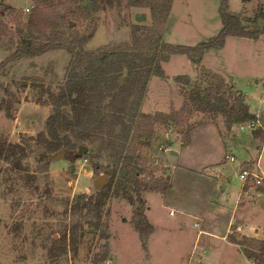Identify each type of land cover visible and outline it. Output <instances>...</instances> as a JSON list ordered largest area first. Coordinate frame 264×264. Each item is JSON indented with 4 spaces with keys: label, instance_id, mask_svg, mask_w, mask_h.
I'll list each match as a JSON object with an SVG mask.
<instances>
[{
    "label": "rangeland",
    "instance_id": "1",
    "mask_svg": "<svg viewBox=\"0 0 264 264\" xmlns=\"http://www.w3.org/2000/svg\"><path fill=\"white\" fill-rule=\"evenodd\" d=\"M0 1L13 7L23 22L34 7L32 0ZM79 4L85 9V17L77 20L73 16L76 22L72 24L88 37L83 46L87 51L111 41L130 42L131 24H151L149 6H129L120 0L105 10L93 11L89 0H80ZM227 4L228 12L236 15L247 29L263 26L264 0H227ZM171 6L170 29L163 36L169 43L178 36L187 41L198 38L194 45L209 40L221 28L219 0H172ZM24 8L29 12L23 13ZM4 21L7 23V19ZM22 37L15 34L0 39V61L16 48ZM71 57L64 49H54L39 56L22 57L0 72V82L10 90L8 97L13 101V118H7L0 108V139L20 142L25 148L23 156L0 159V264H188L193 251L194 255L201 252L206 258L200 264H257L222 236L228 221L235 223L241 217L239 210L233 209L241 184L238 174L243 169L253 170L252 164L264 141V102L261 101L264 100V38L255 41L231 37L222 48L211 49L205 55L207 77H199L201 88L206 89L216 83L213 76H217L223 81L221 91L226 96L233 89L241 93L239 101L247 108L245 99L252 111H259L251 130H238L248 119L228 120L220 113L198 111L189 115L185 124L156 125L144 154L156 168L155 175L168 176L160 154L171 146L174 136L177 134L182 141L183 133L190 127L213 122L193 129L192 145L182 154H166L169 164H179L171 171L172 186L167 194L141 193L145 214L154 228L145 247L132 224L136 203L115 196L113 187L99 212L86 200L102 186L94 184L98 176L91 170L89 157L97 142H77L78 147L85 146V151L70 162L57 158L59 151L50 152L34 139L37 133L45 131L46 117L54 111L53 105L38 103L47 97L38 84L57 91L67 78L66 67ZM24 78L26 87L14 83ZM152 85L162 97L164 91ZM191 86L180 84L179 91L183 95V87L190 90ZM4 96L0 89V98ZM134 101L132 97L130 105ZM64 109L69 111V106ZM221 134L227 148L224 154ZM172 149L179 150V146L175 144ZM226 154L234 160H226ZM258 160L264 171V151ZM17 161L20 167L16 166ZM93 161L119 170V164L105 156ZM199 164L204 165L197 167ZM118 178L116 174L114 186ZM102 182L105 184L107 178ZM246 216L264 225V206L257 208L253 216ZM199 230L202 232L198 233ZM233 230L231 227L229 240L240 235ZM260 234L264 239V230Z\"/></svg>",
    "mask_w": 264,
    "mask_h": 264
},
{
    "label": "trees",
    "instance_id": "2",
    "mask_svg": "<svg viewBox=\"0 0 264 264\" xmlns=\"http://www.w3.org/2000/svg\"><path fill=\"white\" fill-rule=\"evenodd\" d=\"M32 1L34 7L25 22L13 7L0 1V39L3 36L23 35L16 48L0 61V72L22 57L39 56L54 49H64L72 55L66 67L67 78L57 91L38 84L47 95L38 103L53 105L54 111L46 117L45 131L37 133L34 139L50 152L63 150L64 158L70 162L78 158L77 142H97L96 149L89 155L91 170L97 176L106 174L107 182L86 200L93 210L99 212L113 187L115 196L125 198L130 204L136 203L132 224L145 247L154 228L145 214V199L141 193L165 195L172 186L169 176L155 175L156 168L144 154L156 125L185 124L195 111L220 113L228 120L254 119L247 105L239 101V94L230 89L226 96L221 91L223 81L217 76H213L215 84L201 88L200 78L207 77V71L200 63L204 51L222 47L226 36L256 39L264 34V24L261 28L247 29L236 15L228 12L227 0H219L222 27L215 36L194 45L172 44L162 41L160 37L171 0H125L129 6H149L151 24H131L130 42L111 41L87 51L83 46L88 37L82 35L75 24H71L76 22L74 18L85 17L80 0ZM117 1L120 0H89L93 11L105 10ZM4 19H7V23ZM172 54L186 55L199 72L190 90L183 87L182 106L177 110L171 106L169 112H140L139 106L148 79L152 75L164 77L161 64ZM26 80L24 78L14 83L24 88L27 86ZM175 80L183 86L191 85L186 75H178ZM0 89L5 95L0 98V108L4 109L7 118H13V101L8 97L10 90L1 82ZM132 97L135 101L130 105ZM65 106H69V111L64 109ZM189 130L183 133L182 146L190 141ZM16 154H25L20 142L8 143L0 139V159ZM104 156L119 164L118 172L109 164L93 161ZM16 166L20 167L19 161ZM116 174L119 178L114 186ZM246 187L244 183L243 188ZM86 204L84 202L82 206ZM230 241L241 247L246 258L264 264V239L234 235Z\"/></svg>",
    "mask_w": 264,
    "mask_h": 264
},
{
    "label": "crops",
    "instance_id": "3",
    "mask_svg": "<svg viewBox=\"0 0 264 264\" xmlns=\"http://www.w3.org/2000/svg\"><path fill=\"white\" fill-rule=\"evenodd\" d=\"M171 5H172V0H171ZM171 11H172V6H170L169 14L167 16L163 31L160 35L162 41H164V42H167V41H165L163 36L170 29L168 19L171 15ZM150 23H151V20H150ZM146 25H148V24H146ZM221 27H222V25H221ZM231 37H236V39H239V40L247 39L246 37H238V36L228 35L225 38L224 44ZM180 38L181 37L178 36L175 40H170L171 41L170 43L192 45L194 43V41H196L198 39V38H196V40L192 41L190 38H188L189 40L187 41V40H183ZM263 38H264V34H261L256 39H252V38H248V39L260 41ZM222 47H219V48H222ZM211 49H214V48H209V49L205 50L203 53L201 63H200V66L203 69L206 68L203 65L205 55ZM161 65H162V69L164 71V77H159V76H155V75L150 76V78L148 79L147 85H146L145 94H144V96L141 100L140 106H139L140 112L147 113V114H153L157 111L169 112L171 106L176 110L179 109L183 104V95L179 91L180 90V83H178L175 80L176 76L186 75L189 78L190 84L198 76V69L196 68L195 65H193L191 63L190 59L184 54H172V55H170L169 59L165 62H162ZM185 69H188V70H185ZM190 70L193 73H189L188 71H190ZM206 70H208V69H206ZM211 72H213V71H211ZM152 84H156L158 90L164 91V94L162 97H159V95H157V93H155L156 88ZM239 94H241V93H239ZM261 101H263V98H261ZM245 102L248 104L249 112L251 114H253L255 116H260L258 110H256V111L251 110L250 105H249L248 101H246V99H245ZM207 123H213V122L209 121V122L196 124L190 128V130H189L190 141H189L188 145L182 146L181 141H179L178 135L176 134L173 138L171 146L168 149H165V151L160 154L161 161H162L163 165L167 168L168 176L170 177V180H171V171L173 169L175 170L176 168H178L179 164H178V162H175L174 164H169L168 160L166 158H168V159H170V158L166 154L170 153V152H174V154L176 156L179 153L182 154L183 151H185L187 148L191 147V145H192L193 140L191 137V133H192L193 129H195V127H198V126H201V125H204ZM238 130L240 132L248 131V130L240 129L239 127H238ZM220 137H221L220 138L221 143H223V146H224V151L222 152L224 154L226 152V149H227L225 144H224V141H223L225 136L223 134H221ZM175 144L179 146V150H173L172 149ZM261 147H262V150L260 152L259 146H258V150H259L258 158H257L255 164H252V166H253L252 172H254V173H264V171L260 169L259 160H258L260 154L262 153V151H264V141L262 142ZM187 161H189V160H187ZM203 165L204 164H199L197 167H203ZM204 167H206V166H204ZM182 168L188 169V166H182ZM229 179H230V177H229ZM238 179L240 180L241 184H240V187H239L238 192H237L236 197H235L233 209L235 210V212H237V210H239L241 217L235 223L232 221H228V224H227L226 230H225V234H223L222 238H225V240H228L230 243L237 245L241 249V247L238 244H235L228 239V235L231 234V227H233V229H234L233 231L237 232V233L239 232L240 236H247V237L262 239V237L260 236L261 235L260 233L263 232L264 225L258 224L256 222V220H254L251 217L246 216V215H252L253 216L257 208H259L260 206H264V188L261 187V185L264 183V180L259 185L248 180L246 182L247 187L244 189L243 188L244 184H243L242 180L239 178V174H238ZM145 193H150V192H145ZM199 232H202V231L199 230L198 233ZM198 233H197V235H198ZM205 259L206 258L203 256L204 262H205Z\"/></svg>",
    "mask_w": 264,
    "mask_h": 264
},
{
    "label": "built area",
    "instance_id": "4",
    "mask_svg": "<svg viewBox=\"0 0 264 264\" xmlns=\"http://www.w3.org/2000/svg\"><path fill=\"white\" fill-rule=\"evenodd\" d=\"M22 12L23 13L29 12V9L24 8ZM263 102H264V100H263ZM255 124H256V121L254 119H249L245 123V125L241 126V129H245V128L252 129L255 126ZM225 157H226V160H228V161L234 160V157L232 155L226 154ZM239 178L242 180L243 184L249 180V181H253L255 184L259 185L264 180V173H254L250 170L243 169V170H240V172H239ZM193 255H194V251L192 252V256H191L188 264H200V262H202V260H203L202 253L200 252L194 256Z\"/></svg>",
    "mask_w": 264,
    "mask_h": 264
},
{
    "label": "water",
    "instance_id": "5",
    "mask_svg": "<svg viewBox=\"0 0 264 264\" xmlns=\"http://www.w3.org/2000/svg\"><path fill=\"white\" fill-rule=\"evenodd\" d=\"M72 24V23H71ZM231 79L232 77L229 76V83H231ZM85 151V146H80L78 148V151H77V155H80L82 152ZM57 158H64V151L63 150H60L57 155H56ZM107 178V175L106 174H100L98 175V178L95 180L94 184L96 186H101V185H104V183L102 182L103 179Z\"/></svg>",
    "mask_w": 264,
    "mask_h": 264
}]
</instances>
